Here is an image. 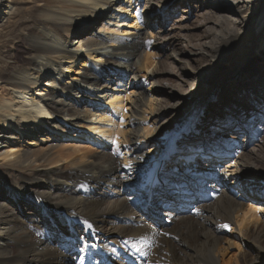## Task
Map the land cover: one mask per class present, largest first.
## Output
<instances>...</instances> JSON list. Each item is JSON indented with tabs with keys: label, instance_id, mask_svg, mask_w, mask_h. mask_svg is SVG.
<instances>
[{
	"label": "bare ground",
	"instance_id": "obj_1",
	"mask_svg": "<svg viewBox=\"0 0 264 264\" xmlns=\"http://www.w3.org/2000/svg\"><path fill=\"white\" fill-rule=\"evenodd\" d=\"M2 1L5 26L13 5ZM192 1L20 0L22 59L0 60V169L17 177L0 178V264H264V152L243 138L264 129V0ZM179 3L178 20L195 14L202 40L162 35ZM149 20L168 68L151 49L140 56ZM78 56L94 60L75 72ZM164 76L182 92L158 102ZM198 130L232 157L224 168ZM53 131L78 140L57 146ZM248 237L255 258L225 259Z\"/></svg>",
	"mask_w": 264,
	"mask_h": 264
},
{
	"label": "rangeland",
	"instance_id": "obj_2",
	"mask_svg": "<svg viewBox=\"0 0 264 264\" xmlns=\"http://www.w3.org/2000/svg\"><path fill=\"white\" fill-rule=\"evenodd\" d=\"M4 3L5 2L2 1L0 3V5H3ZM20 3H21L20 0H11V5H13V10H11L12 12L10 11L11 13L8 15V20L3 23V25H5V26H0V56H1L0 57V60H2V61L7 60L8 61V59L9 60L12 59V60H15L17 62L16 64H18L19 61L21 62L22 55H23V52L22 51L24 49V44L21 42V36L23 35V30H22L23 26L21 25V22L22 21H18V16L21 13L20 12V6H21ZM192 3L196 4L197 2L195 0H193ZM180 4L181 3L177 4V6H175V11H174L173 14H171V18H170V20L168 21V23L165 26V28H168L167 30H169V31L166 32L167 30L165 29V31H162L163 34L162 33L161 34L164 35V36L174 37V39L176 40V42H178L177 44L184 46V45H186V43H189V41H192L193 42V41H196V40H202V36L203 35H202V28L199 27L200 26V21H199L198 17L194 16L195 14L194 15H191V16H187V19H185V20L182 19V21H180L181 20L180 19L181 18L180 15H181V13H184V11H181ZM0 8H2V6H0ZM154 12L150 16V20H152V18L154 20V17H152V16L153 15H157L156 12H158V10L157 11H154ZM31 19H32L31 15L26 14V20L28 22H30ZM103 19L104 18H102L100 20V22L98 23L97 26H99L102 23V21L105 22ZM178 19H180V20H178ZM150 20H149V26H150ZM174 20H178V21H174ZM154 21H156V20H154ZM173 21H174V23L172 24ZM136 22H137V26H139V28L144 27L145 26V23H146L145 20H142V17H139L136 20ZM179 24H183L184 29L182 30V33H185L186 36L185 35H179V29L177 27ZM150 27H151L150 29L152 31V36L154 38L153 39H150V38H147L146 39V45L142 49V51L140 53L141 54L140 56L143 59L144 58V55H145V52L147 50H150L151 49V51L153 53H155V55H154L155 62H158V60H161L162 59L163 62H165V63H163V65L166 68H168V64H166V63L169 62V59L166 58L165 53L160 52L159 49L157 48L158 41H160L159 38L157 39L158 29H157L156 26L155 27L150 26ZM73 38L74 37L72 36L71 37V40H73ZM77 59L78 60H77L76 65H75L76 66V71L75 72H77V71L80 72L82 70V68L88 67V65L90 64L91 60H94L93 58H91V60H90L88 58L86 59V58L80 57V56H78ZM82 62L83 63H86L87 65L81 66ZM75 72L74 71L73 72H69V75L68 74H65V76H63L61 78V80L64 81V82H71L73 77H76V78L79 77L78 74H76ZM70 75H71V77H70ZM135 80L136 79H134L133 82H136ZM127 81H128V79L125 80V82H127ZM178 84H180V82L176 81L174 79V77H170V76L169 77H166V76H164L163 79L161 78V82L158 84V86H154L153 89H156L157 90V91L155 90V94H158V95L160 94L161 96H162V93L161 92H165L164 90H167V89H172L176 93H181L182 91H181L180 87L178 86ZM233 84H234L233 80L229 81L228 82V85L226 87L227 90H225V91H228V89H230L229 87L231 85H233ZM149 86H150V84L147 83V82H144V83L141 82V85H138V87L140 88L139 90L142 89L141 91L146 94L145 97H146L147 100H149V94L146 91H147V88ZM181 86H182L181 88H184V89L187 88L186 84H183L182 83ZM115 90H117V88H115ZM184 92H186V90ZM115 93H117V91H115ZM119 93H120L121 96L124 95V92L123 91L122 92H119ZM160 95L157 96V98H156L157 101L160 98H162ZM122 100H123V102L125 103V106H126V104L128 103V99H126L123 96V99ZM127 106H129V105H127ZM66 120L68 121V117H65L64 120H62V123L63 122L64 123H67ZM191 124H190V126L193 125V124L192 125ZM231 126H234V125L231 124L229 127H231ZM229 127H224V128H227V130L224 131L225 134L231 133V129H229ZM53 132L54 133H51V136L52 135L54 136V139L53 140L55 141L54 143L58 144L57 146H62L63 145V147H64V146H66V143H69L70 141L71 142H75L76 140H78V139H72L69 136L68 137L61 136V134H66L65 133L66 131H64V132H60V131L56 132V131H53ZM196 133L199 136V141L197 140V142H196L197 144H199L200 146H201L202 143L203 144H206V143L208 144V137H209V135H207L205 131L198 130ZM243 133L244 132L242 130L241 131L239 130V135H241V137H243L242 136ZM17 137H18V133H15V135H14V138L15 139H12V140L16 141L17 140ZM243 138L246 140L245 141L246 143L249 142L248 143V146L246 148L247 149V152L249 150H252L251 153H256V154L257 153L259 154L262 150L264 152V129H262L259 133H257L255 135V137H253L252 135H247L246 137H243ZM243 138H241L240 140H242ZM21 139L26 140V138H22V137H21ZM12 140H11V142H12ZM80 140L82 141V143H87L86 140L85 141H83V139H80ZM21 143H23V141ZM139 146H140L139 148H142L143 147L142 144H140ZM150 147H151V145H147L143 149V151L146 152ZM208 147H209V149H213L216 154H217L218 151L221 152L220 154H222V156L221 155H219V156L221 157L220 166L221 167L223 166L222 168H224V166L227 165L228 161L230 159H232L231 156H225V154H226L225 151L226 150L221 146L220 143H217V144H208ZM177 150L183 151L182 149H177ZM196 151L199 152V150H196ZM121 153H122V151L121 152H118L117 155L120 156ZM250 161L252 163H255V162L258 161V159H252V160L250 159ZM193 163L197 164L198 165L197 167H200V161L199 162L198 161H194ZM166 164L167 165L169 164L168 161H167ZM159 166H160V168L166 169L164 160L159 161ZM180 168L182 169L183 167H180ZM21 172L22 173H25V174L28 173V171H26V170L25 171L22 170ZM0 178H10V179H12V180L15 181V179L17 178L16 177V172H15V170H13V171L12 170L6 171L5 168H3V166H2V168L0 169ZM228 179H229V177L227 178V180ZM227 180L225 181V183L226 184H230V181H227ZM234 189L240 191L239 188H238V186H235ZM165 191L170 193L171 192L170 186H165ZM202 198L203 199H202L201 203H204L205 205H208V206H210L211 204H213V199L211 197H203L202 196ZM244 199H245V201H247V203H250L251 202V200L249 198H244ZM153 200H154V202H156L158 200V197H155ZM253 205H256V204L253 203ZM261 207H264V203H261ZM186 208L187 209L179 208L180 209L179 210L180 213L178 212L177 215L178 216H186V215L189 214V212L191 211V209L193 207L190 204ZM147 219L155 227H159L160 226L158 223L155 222V220H154V218H153V216L151 214H148V218ZM170 225L171 224H169L168 226H170ZM230 227H231L230 225L224 226L222 230H227V232L229 233L230 232ZM114 234L115 233H113L111 235V237L114 236ZM224 234H226V233H223V235ZM229 234H231V233H229ZM239 249L240 250H238V248H236V247H233V248H230V249L226 250V252L224 254L225 259L233 258L236 262H238V261H241L243 259L242 258V255H244V254H246L245 256H247V259H253L258 254L256 242L251 237H248V238L244 239V244L241 245V247Z\"/></svg>",
	"mask_w": 264,
	"mask_h": 264
}]
</instances>
